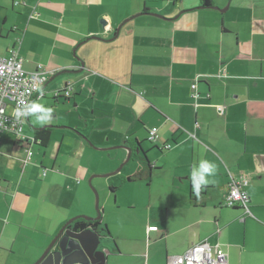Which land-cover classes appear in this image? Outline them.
Returning a JSON list of instances; mask_svg holds the SVG:
<instances>
[{"label": "crops", "instance_id": "obj_1", "mask_svg": "<svg viewBox=\"0 0 264 264\" xmlns=\"http://www.w3.org/2000/svg\"><path fill=\"white\" fill-rule=\"evenodd\" d=\"M201 5L0 0V53L15 47L24 69L44 71L31 101L54 109L48 125L25 118L0 135V264H34L68 220L94 216L90 177L136 159L128 180L160 185L183 213L169 221L165 209L163 228L149 222L128 249L100 220L107 264H167L205 240L227 264H264V0H238L233 12V2ZM202 158L218 170L193 201L190 171ZM234 180H247L249 212L225 204Z\"/></svg>", "mask_w": 264, "mask_h": 264}, {"label": "rangeland", "instance_id": "obj_2", "mask_svg": "<svg viewBox=\"0 0 264 264\" xmlns=\"http://www.w3.org/2000/svg\"><path fill=\"white\" fill-rule=\"evenodd\" d=\"M224 1L225 0H215V6L218 7L219 11L226 8L227 2L229 0L223 4ZM237 1L238 0L231 1V3L233 2L231 12L234 11V4ZM116 152H118V150L112 149L108 153L114 154ZM97 160V164H101L103 166L106 158L98 157ZM137 160L138 159L130 161L129 164L126 163L122 169L115 174H112L108 177L103 176L104 174L115 172L123 162L119 163L117 166L110 164L111 166H107V169L111 170L108 172L98 173L101 176L96 177L93 181V185L99 193V206L102 213L101 220L107 226L109 224L110 228L112 227V235L119 240L117 243L122 246V249H128V246L133 244V241H129L128 239H131L134 236L138 237V235H142L144 243L148 234L146 231L147 224L150 222L152 225H157L155 226L156 228L159 227V219L160 216H164L165 209L169 210V221H174L178 213H183L182 210L176 211V208L170 203L172 202V197L167 195L160 185H151L150 189L151 187L152 189L150 191L149 188H146L148 185L147 182H144V184L141 185L139 183L140 181H138L139 179L133 181L128 180L129 178L127 173L136 169ZM109 179L113 181L115 186L119 187L116 192L110 190ZM125 179H127V181ZM89 186L93 192L92 211L94 210V216L91 214L80 215L96 217L98 215V211L96 209L97 204L95 192L90 182ZM130 224L135 226V229L131 228ZM161 227L163 228V226ZM108 239L109 236L107 239H105V243H108ZM119 244L117 245L118 247ZM110 263L115 264V261L110 260Z\"/></svg>", "mask_w": 264, "mask_h": 264}, {"label": "built area", "instance_id": "obj_3", "mask_svg": "<svg viewBox=\"0 0 264 264\" xmlns=\"http://www.w3.org/2000/svg\"><path fill=\"white\" fill-rule=\"evenodd\" d=\"M47 76L43 70L27 71L23 67L22 57L18 49L12 47L8 55L0 53V135L8 129L20 132L23 120H16L14 112L21 100L31 101L39 93ZM70 94L69 91L66 93ZM13 107V112L8 113V107ZM220 112L225 108L218 106ZM157 128L150 130V140L156 139ZM32 154V151H29ZM247 180H234L229 184L226 194L227 206L242 204L245 211L249 212V195L244 189ZM151 229H156L151 226ZM167 264H227L228 254L219 245H212L208 241L193 244L183 254L170 256Z\"/></svg>", "mask_w": 264, "mask_h": 264}, {"label": "water", "instance_id": "obj_4", "mask_svg": "<svg viewBox=\"0 0 264 264\" xmlns=\"http://www.w3.org/2000/svg\"><path fill=\"white\" fill-rule=\"evenodd\" d=\"M231 1L232 0H229L227 2V6L223 10H228ZM199 8L218 9V7L214 5H201ZM68 71L71 70H64L62 72ZM46 84H48V82ZM122 147L129 150V147L124 145H122ZM123 166L124 164H121L115 172L104 174L103 176L115 174L119 172ZM96 176L101 175L97 174ZM94 177L95 176H91L89 182L95 192L98 215L96 217L78 215L68 220V222L61 229H59L58 234L54 237L34 264H107V259L109 258L108 256L112 253L111 248L108 245L103 246V242L108 238L107 233L102 235L98 230H95L92 225L83 228L70 227L71 223L78 218L95 221L101 219L102 217L99 206V193L92 182Z\"/></svg>", "mask_w": 264, "mask_h": 264}, {"label": "clouds", "instance_id": "obj_5", "mask_svg": "<svg viewBox=\"0 0 264 264\" xmlns=\"http://www.w3.org/2000/svg\"><path fill=\"white\" fill-rule=\"evenodd\" d=\"M43 95V91H40ZM54 109L37 101L21 100L14 112L16 120L25 118H33L35 124L44 126L53 120ZM217 164L209 159H200L198 163H194L190 171V180L193 193L199 197L201 191L209 184L214 183V177L217 174Z\"/></svg>", "mask_w": 264, "mask_h": 264}, {"label": "trees", "instance_id": "obj_6", "mask_svg": "<svg viewBox=\"0 0 264 264\" xmlns=\"http://www.w3.org/2000/svg\"><path fill=\"white\" fill-rule=\"evenodd\" d=\"M203 2H204L205 5H211V4H212V0H203ZM47 81H48V80H47ZM47 81H46V82H47ZM46 82L43 83V85L46 84ZM43 85H42V86H43ZM61 90L63 91V93H65V95H67V94H66L67 91L70 92L69 95H71V93H72V91L70 90V85H69V83H66V84L62 87ZM41 132H43V131H41ZM118 188H119V187L111 186L110 189H111V191L116 192ZM191 199H192L193 201H196L195 194L193 193L192 190H191ZM100 220H101V219H99L98 221H94V223L97 224V225H100V224H101V221H100ZM89 223H91V222H89ZM91 225H92V224H91ZM103 227L105 228V230H106L107 232H109V229L107 228L106 225H104ZM103 230H104V229H103Z\"/></svg>", "mask_w": 264, "mask_h": 264}, {"label": "flooded vegetation", "instance_id": "obj_7", "mask_svg": "<svg viewBox=\"0 0 264 264\" xmlns=\"http://www.w3.org/2000/svg\"><path fill=\"white\" fill-rule=\"evenodd\" d=\"M59 95H61V94H59ZM63 96H65V95H63ZM66 96H70V95H66ZM95 221H98V220H95ZM89 222H91V223H89ZM91 224H92L93 228H95V230H98L103 235V232L99 228V225L95 224L94 221L86 220L84 218L76 219L73 223H71L70 227H72V228H77V227L83 228V227H87Z\"/></svg>", "mask_w": 264, "mask_h": 264}]
</instances>
